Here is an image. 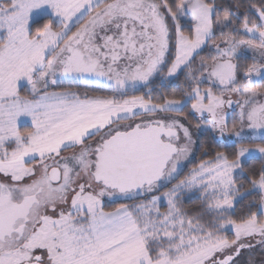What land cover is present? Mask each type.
Returning <instances> with one entry per match:
<instances>
[{
    "label": "snow or ice",
    "instance_id": "6c2138e0",
    "mask_svg": "<svg viewBox=\"0 0 264 264\" xmlns=\"http://www.w3.org/2000/svg\"><path fill=\"white\" fill-rule=\"evenodd\" d=\"M0 264H264V0H0Z\"/></svg>",
    "mask_w": 264,
    "mask_h": 264
},
{
    "label": "trees",
    "instance_id": "16d2710c",
    "mask_svg": "<svg viewBox=\"0 0 264 264\" xmlns=\"http://www.w3.org/2000/svg\"><path fill=\"white\" fill-rule=\"evenodd\" d=\"M191 202V201H190Z\"/></svg>",
    "mask_w": 264,
    "mask_h": 264
}]
</instances>
